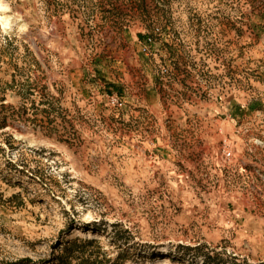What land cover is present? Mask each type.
I'll return each instance as SVG.
<instances>
[{
	"label": "rangeland",
	"instance_id": "1",
	"mask_svg": "<svg viewBox=\"0 0 264 264\" xmlns=\"http://www.w3.org/2000/svg\"><path fill=\"white\" fill-rule=\"evenodd\" d=\"M71 239L67 264H264V0H0V264Z\"/></svg>",
	"mask_w": 264,
	"mask_h": 264
},
{
	"label": "built area",
	"instance_id": "2",
	"mask_svg": "<svg viewBox=\"0 0 264 264\" xmlns=\"http://www.w3.org/2000/svg\"><path fill=\"white\" fill-rule=\"evenodd\" d=\"M159 31V27H155L154 28V32L152 33V35H147L143 44V48L142 51L146 54H151L152 51V45L154 44L155 38L154 36L158 33ZM153 54H156V51H152ZM158 68L159 71L161 73H168L169 69L167 66L163 65V64H158ZM110 102L112 104H117L118 103V97L116 96H111L110 98ZM258 143L262 144L261 141H258ZM219 154L220 156L225 159V160H229L231 158H233L234 156V149H233V142L230 140H224L220 147H219ZM242 163V162H241Z\"/></svg>",
	"mask_w": 264,
	"mask_h": 264
},
{
	"label": "trees",
	"instance_id": "3",
	"mask_svg": "<svg viewBox=\"0 0 264 264\" xmlns=\"http://www.w3.org/2000/svg\"><path fill=\"white\" fill-rule=\"evenodd\" d=\"M76 239H71L69 241H67V244L65 246H63V250L62 252L57 256L58 258V263L59 264H67L69 263L67 258L69 257L72 247L76 244ZM89 243V241L87 242ZM100 261L97 259L92 260L91 264H99ZM15 264H21L20 262H15Z\"/></svg>",
	"mask_w": 264,
	"mask_h": 264
},
{
	"label": "bare ground",
	"instance_id": "4",
	"mask_svg": "<svg viewBox=\"0 0 264 264\" xmlns=\"http://www.w3.org/2000/svg\"><path fill=\"white\" fill-rule=\"evenodd\" d=\"M166 263H167V259H166Z\"/></svg>",
	"mask_w": 264,
	"mask_h": 264
}]
</instances>
